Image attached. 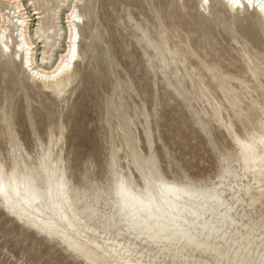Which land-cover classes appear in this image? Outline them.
<instances>
[{
	"label": "snow or ice",
	"instance_id": "obj_1",
	"mask_svg": "<svg viewBox=\"0 0 264 264\" xmlns=\"http://www.w3.org/2000/svg\"><path fill=\"white\" fill-rule=\"evenodd\" d=\"M208 4L209 0H203V5ZM226 6L234 17L254 15L262 39L253 54L248 40L234 33L233 43L248 66L236 80L240 88L226 95L224 106L209 102L207 121L197 112L208 137L209 174L198 177L183 172L174 164L173 152H161L156 146L147 123L141 135L137 117L123 116L114 132L107 183L80 193L67 179L61 146L63 113L70 107L68 87L79 80L74 64L80 59L77 42L81 37L75 23L86 19L81 13L89 5L84 0H68L48 6L53 8L51 16L56 22L61 9H71L67 14L72 30L58 62L55 58L42 61L50 68L44 71L31 62V48L23 35L25 19L20 17L22 4L19 0L5 4L11 15L6 23L0 15V207L63 248L75 264H194L190 259L193 253L202 257L196 264H264V0H227ZM128 22L136 27L137 43L145 50L144 59L158 86L154 99L143 110L145 121L153 116L159 121L169 103L191 105L209 100L203 83L197 90V69L180 70L185 54L171 47L162 24L158 32H152L131 15ZM101 35L97 33L96 38ZM204 68L213 78L220 74L216 65H203L201 70ZM173 72L177 73L175 79ZM161 78L168 85L163 98ZM24 81L53 94L60 111L47 110L49 127L43 132L41 117L35 115L41 106L34 111L33 101L26 99L32 136L21 143L15 131L16 89ZM118 84L121 89L131 87L124 80ZM217 127L226 133L223 139L213 133ZM34 207L39 216L33 214ZM129 237L138 244L129 240L125 245L123 241ZM6 264L35 262L21 259Z\"/></svg>",
	"mask_w": 264,
	"mask_h": 264
},
{
	"label": "bare ground",
	"instance_id": "obj_2",
	"mask_svg": "<svg viewBox=\"0 0 264 264\" xmlns=\"http://www.w3.org/2000/svg\"><path fill=\"white\" fill-rule=\"evenodd\" d=\"M155 1L156 0H145L144 4L147 5L149 14H142V20H137L131 13H128V15L126 14L127 19L128 16L131 15V17L136 21L137 24H140L142 22V26L146 30L150 29L152 32H158L161 24L165 29L168 30V38L171 42V47L173 49L180 48L185 54L182 56L180 70L185 67H187L189 70L193 68L197 69V90L199 91L200 83H203L204 87L209 93V100H204L203 102H194L191 105H184L183 101H181V103L188 110L194 111L196 114L197 112L202 113L203 119L207 121L208 114L209 112H211V109L206 108V105L209 102H212L214 104H220L221 106H224L227 103L225 99L226 95H233L236 91L239 90L240 86L236 83V80L243 77L248 67L243 56L239 54L236 49V45H234L233 43L234 33L238 32V26L243 27L245 24L250 25L252 23L256 24L255 26L258 30V22L254 15L245 14L243 16L234 17L232 9L226 6L227 0H209L208 5H203V0H157V4ZM193 1L196 3V14H193L191 7H189V2ZM19 2L22 4V7L20 9V17L22 19H25V23L23 25V35L29 47L31 48L32 65L34 67L43 68L44 71H49V66L44 65L42 61L44 59L55 58V60L58 62L59 55L62 54V51L67 50L68 34L72 29L70 28L69 24L70 17L67 14V12L71 9H61V14L58 18V22H56V20H54L51 16L53 8H50L48 6H57L63 2H68V0H19ZM70 2L75 3L77 2V0H70ZM242 2H244V0H242ZM11 3H13V0H0V15H3L5 17V23L7 22V18L11 15V11L9 10V8L4 7V5ZM84 3L86 5H89V7L85 8L81 13L82 15L86 16V19L82 23H75V30L79 32V35L81 37V39L77 42L80 59L74 64V67L76 68L79 76V80H73L71 86L68 87V91L71 92V95L68 97L69 104L74 98V95L76 93L75 91H77L82 83L81 67L84 59L87 56H91V58L94 57V54L97 51V44L95 43L98 40L102 39V35L100 39L96 38L97 33L101 32L98 13L99 7L97 8L93 6L94 4H97V0H84ZM30 8L33 9L30 10ZM12 11H14V9H12ZM31 11H34V13L31 14ZM157 11L159 12L158 17L154 16V12ZM223 12H228L229 14H231L229 19L222 18L221 15ZM35 15H37V17L32 19V17H34ZM31 20H33V22H31ZM36 20L37 23L35 22ZM216 21H218V27L222 28L227 33V44L221 42L219 37H217L214 33L215 26L212 23ZM131 25L130 27L134 29L132 37L135 39L136 46L140 50L142 60L145 63V73L148 76V80H151L153 82V85H142L143 87L141 89H138L131 78L128 79V77L126 76L127 79H123L122 77L115 74V78H113L114 80L111 81V90H109L108 93L105 94L101 104H97V107L101 110V112L98 114V121L100 124V128L103 131V137H105V140L108 144L107 154L105 158L107 168L104 172L106 178L105 182H103L105 184L107 183L108 161L111 156V146L113 143L114 132L117 128L120 127L123 116L137 117L135 123L137 125H140L142 128V134L139 131L140 127L138 129L141 135H143L145 131V123L148 124L151 132L153 133L151 121H145L144 119L143 110L147 108V104L145 103V101H142L141 105H138L132 100V107L127 99V96L129 98H132V94L139 96V90L146 95H150L154 99L158 87L156 84V77L154 74L150 75V70L144 59L145 50L137 43L136 37L138 33L136 32V27L133 24ZM61 33H63V36H61ZM256 33L257 35L259 34L262 36L259 31H257ZM244 37L252 45V48L254 49L253 54H255V51L259 49L261 44H257V41L255 42L253 39L254 37L248 33H245ZM18 42L19 40L17 38L16 43ZM229 42H231V44ZM57 43L59 44V47H57ZM108 52L109 51H107L106 53V59L109 61V63H114L115 61L110 55H108ZM17 63H19V61H17ZM208 64L216 65L219 68L220 74L215 78H213L208 73L206 68H204V70H201L203 65ZM111 66L113 67V65ZM173 67L175 68L176 66L173 65ZM176 74V72H173L172 79H175ZM120 80L128 82L131 85L130 89H121L118 84V81ZM160 84V93L161 91H163L164 94L165 90L168 88V85L163 82L162 78ZM188 87L191 88V80L188 81ZM16 91L17 97H19V99L21 100V105L18 106L17 124L18 122H21L23 120L22 122L26 124V129L28 128V132H30V136H32V122L29 121L25 103L26 99H31L33 101L34 111L37 108L35 104L41 106L40 110L35 112V115L41 117V126L43 125V127H41V130L43 132H46L47 128L49 127V125L46 123L47 110L49 108H52L57 114H59L60 111L55 96L51 93L44 92L42 88L37 89L28 81L21 82ZM240 95L242 96L243 92H240ZM196 99L197 96L193 95V100L195 101ZM45 100H51L53 106H45ZM110 105L112 107L111 112L109 111ZM67 109L68 108H66L65 111H67ZM138 109L140 110L139 115L137 114ZM71 110L73 114H76L75 106H72ZM65 111L63 113L65 133L64 140L61 146V152L63 153V159L66 164L67 179L80 193H84L87 192L93 185L100 184L101 182H99V180L96 181L94 178H92L93 180L91 181V178L88 177L90 173L94 174L95 172V166H93V163H91L89 160L87 161L90 164V168L83 164V166L77 168V173L80 174L81 178H75L76 175L74 174V170H76V168H74V166L70 164V159L67 157L68 124H66L64 117H69L70 115H68V113L65 114ZM224 115L225 117L228 116L227 110H225ZM21 116L23 118H21ZM195 122L200 126V121L198 119ZM156 126L159 127L157 119ZM201 130L203 131L202 128ZM15 131L16 134L21 138L17 128H15ZM118 140L119 138H117V142ZM156 141L157 140H155V143ZM21 143H23L22 138ZM21 163H23V161H21ZM1 208L4 210L3 212L5 214H8L10 216L6 209H4L3 207ZM32 211L34 215L39 216L38 208L34 207ZM11 217L12 216H10V218ZM14 219L17 220L16 218ZM17 222L19 223L18 220ZM23 226L27 227L26 225ZM29 229L35 231V234L42 236L36 231V229ZM42 237L45 240H48L46 237ZM129 240H131L133 244H138L137 241L129 237L127 240L123 241L125 245L128 244ZM48 241L49 243H53L50 240ZM71 257L74 259L73 256ZM190 259L194 262V264H196V262L200 261L202 257L198 253H193L190 256Z\"/></svg>",
	"mask_w": 264,
	"mask_h": 264
},
{
	"label": "rangeland",
	"instance_id": "obj_3",
	"mask_svg": "<svg viewBox=\"0 0 264 264\" xmlns=\"http://www.w3.org/2000/svg\"><path fill=\"white\" fill-rule=\"evenodd\" d=\"M155 2L157 4L158 1ZM144 3L145 0H97L102 39L95 43L97 44L95 58L87 56L82 63V83L75 91L70 107L65 111V114L68 113L70 116L64 117L66 124H68L67 157L70 159V164L76 168L74 170L76 179L81 178L80 174L77 173V168L83 164L90 168L87 161L89 160L95 166L94 174L88 175L90 180L92 181L94 178L96 181L105 182L106 175L104 172L107 168L105 158L108 144L103 137V131L98 121V114L101 110L97 104H101L105 94L111 90V81L114 80L115 74L123 79L131 78L138 89L146 84L153 85L145 73V63L136 46V41L132 37L134 29L131 28L132 25L127 19L128 13H131L137 20H142V14L148 15L147 5ZM195 4L194 1L189 2L193 14L197 13ZM33 13L34 11H31V14ZM230 15L228 12H223L221 16L224 19H229ZM36 17L37 15L32 19ZM35 22L37 23V20ZM212 24L215 26V35L219 37L221 42L227 44L228 38L225 30L218 27V21ZM255 25L252 23L250 25L245 24L243 27L238 26V32L243 36L245 33L252 35L254 41L261 44L262 36L257 35L258 30ZM229 43L231 44V42ZM106 50L109 51L108 55L113 58L114 63H109L106 59ZM106 60L107 62H105ZM139 93V96L132 94V98L126 95L131 106L133 107V101L138 105L145 101L148 107L153 98L140 90ZM160 94L163 98V91ZM17 102L20 106L19 97H17ZM44 104L45 106H53L51 100H45ZM35 106L38 105L35 104ZM72 106L76 107V114L72 113ZM21 118L23 117L21 116ZM196 120L197 114L188 110L180 102L166 105L158 121L159 127L156 126L155 116L150 121L155 140H157L155 144L160 148V151L163 152L167 149L173 152L176 157L174 164H179L183 172L204 177L209 174V171L206 170L209 168L206 161L210 159V148L208 137L195 122ZM22 121L18 122L16 128L22 141H29L31 134ZM139 131L142 134L141 126ZM213 133L220 139L226 135L218 127L213 129ZM3 211L0 207V264L21 259H27L30 262H35V264H45L46 261H51L52 264H75V260L61 247L49 243L48 240L35 234V231L18 223L14 218H10Z\"/></svg>",
	"mask_w": 264,
	"mask_h": 264
}]
</instances>
